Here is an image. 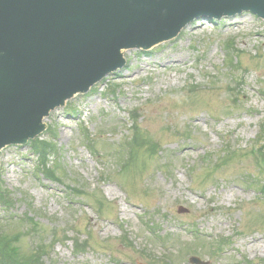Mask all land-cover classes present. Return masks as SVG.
<instances>
[{"label": "rangeland", "instance_id": "1", "mask_svg": "<svg viewBox=\"0 0 264 264\" xmlns=\"http://www.w3.org/2000/svg\"><path fill=\"white\" fill-rule=\"evenodd\" d=\"M225 43L238 51L239 72L226 68ZM152 48L129 50L125 67L45 119L57 133L63 183L37 175L27 145L0 151L2 181L27 196L12 214L0 209V222L20 221L31 207L43 239L16 231L29 233L24 250L44 245L35 264H264V163L251 151L264 121V20L197 19ZM133 111L141 145L128 158ZM85 132L103 162L84 145ZM223 134L232 136L228 147ZM221 236L232 243L222 253Z\"/></svg>", "mask_w": 264, "mask_h": 264}, {"label": "water", "instance_id": "2", "mask_svg": "<svg viewBox=\"0 0 264 264\" xmlns=\"http://www.w3.org/2000/svg\"><path fill=\"white\" fill-rule=\"evenodd\" d=\"M90 1L0 0V54L12 75L0 87V129H10L6 134L0 130V144L13 128L35 130L34 116L42 115L73 92L87 89L112 69L118 53L112 48L114 41L136 38L144 42L176 31L170 30L166 21L173 20L171 10L183 6L182 0L176 6L172 0H149L144 7L139 5L143 0ZM185 2L198 4L197 0ZM231 2L236 1L222 0L221 4ZM249 2L256 5L237 9L204 7L186 10L175 18L186 23L194 15L219 16L242 10H252L264 18V0ZM116 27L121 30L118 34ZM52 31L55 37V32L58 34L49 47L46 45L53 39ZM61 32L65 33L58 38ZM97 32L103 36H97ZM39 50L41 55H54L49 64ZM29 53L35 56L31 60ZM36 62L47 69L29 73L28 68H34Z\"/></svg>", "mask_w": 264, "mask_h": 264}, {"label": "bare ground", "instance_id": "3", "mask_svg": "<svg viewBox=\"0 0 264 264\" xmlns=\"http://www.w3.org/2000/svg\"><path fill=\"white\" fill-rule=\"evenodd\" d=\"M88 1H90V0H88ZM172 1H173L172 3H174L175 6L179 2H181V0H172ZM182 1H183V6H180V7H177V9L175 8V9L171 10L172 11L171 14L173 16V20L172 21H169V20L166 21V24H168V28L170 30H180V33L181 32H184L194 22V19H196V17L199 16V15H197V16L194 15L186 23H181V21H178L175 18V15L180 14V13L186 11V10L201 9V8H204V7H209L210 9H215V8H218V9H237V8H245V7H248V6H255L256 5V4H251L249 2V0H234V1L238 2V3L231 2L229 4H227V3L226 4L225 3L224 4H221L222 3V0H219V2H217V0H205L204 3L203 2L200 3L199 0H197L198 1V4H196V3H189V2L186 4V2H185L186 0L185 1L182 0ZM229 1H231V0H228V2ZM148 4H149V0H143V1L139 2V5H141L142 7H144V6L148 5ZM199 4H201V5H199ZM121 6H123V5H121ZM84 8H86V7H84ZM178 9H182V10H178ZM130 11L134 15L135 11H133L131 9H130ZM240 14L244 15L245 13L244 14L242 12L241 13H237L235 15H232L231 17L239 16ZM220 15L222 17V14H220ZM250 15L253 16L254 19L256 18V16H254L253 14H250ZM115 31L118 34V33H120L121 30H120L119 27H116L115 28ZM64 33L65 32H61L58 35V38H61L62 37V34H64ZM51 34L53 36V39H51L48 42V44L46 45V46H49V47L51 46V43H52L51 41L54 40L57 37L58 32H55L56 37L53 35V31L51 32ZM97 36L102 37L103 35L101 33L97 32ZM114 38H115V36H114ZM125 45H126V40L114 41L112 43V48L116 52L117 49H119L120 47H123ZM38 52H39V55H41L40 54L41 50H39ZM120 52H121L122 57H124L125 54L128 53V50H126V51L125 50H123V51L121 50ZM29 54H30V56H32V57L29 58L30 60L35 57L33 53H29ZM35 54H36V52H35ZM110 54H111V52H110ZM41 56H43L44 59H47L46 60V64H49L51 62V60L54 58V55L53 54L50 55V53L49 54L48 53L47 54L43 53ZM24 63H25V59H24ZM35 65L36 66L34 68H31V67L28 68V72L30 71L29 73H31V74L39 73L41 70H46L47 69V66L46 65H43V63H41V62L40 63L39 62H36ZM11 77H12V75L10 74L9 71H7L5 69V67H0V84L1 85H4L6 82L8 83L10 81V78ZM8 105H10V104H8ZM0 130L1 131H9L10 129H4V130L3 129H0ZM28 136H29V134H28ZM16 138H19L18 137V134L11 133L9 136L6 137V139H5V141L3 143L6 144V143H8V142H10L12 140H15Z\"/></svg>", "mask_w": 264, "mask_h": 264}, {"label": "trees", "instance_id": "4", "mask_svg": "<svg viewBox=\"0 0 264 264\" xmlns=\"http://www.w3.org/2000/svg\"><path fill=\"white\" fill-rule=\"evenodd\" d=\"M135 134H137L135 132ZM53 137L55 138L56 135L54 133H49V136H48V140L46 139H43V140H35V153L37 152L38 153V156L42 157L43 160L46 159L47 162H48V157L51 155V154H54L55 151H57V144L56 142L54 141L55 139H53ZM137 137L136 135L134 136V138ZM45 156V157H44ZM48 166V165H47ZM52 170H54L53 168L52 169H49V172H51ZM48 172V169L46 168V173ZM11 195H10V192L9 190H7V188L5 187L4 185V182L2 181L1 177H0V199L3 200V202L6 204V205H13L10 201ZM14 198V197H13ZM12 198V199H13ZM30 228L32 229V225H29ZM0 230L3 232L0 236V241H3L4 238H6V245L8 246L7 250L9 253H11L14 258L16 259H19L20 256H19V251L14 249V248H11L10 246L12 245V243L9 241V238L6 236L7 235H10L12 237V234L11 232L8 231L7 233V229H3V228H0ZM33 234H36V235H39L38 232H34ZM14 240H18L17 242H19V238L18 237H15ZM13 247V245H12ZM40 248L42 249L43 248V245L40 246ZM37 252L34 251V252H31V253H28V260L32 263H37L39 262V256L36 255L35 253ZM0 253H3L4 255L6 254V257H8L10 260L13 261V258H12V255L11 254H7L5 252V250H3L2 248H0ZM40 254H41V251H40ZM0 259H1V256H0ZM26 261V260H25ZM42 264V263H41Z\"/></svg>", "mask_w": 264, "mask_h": 264}]
</instances>
